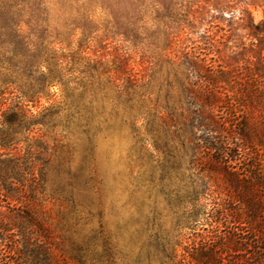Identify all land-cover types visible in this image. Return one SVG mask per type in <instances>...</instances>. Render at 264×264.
<instances>
[{
  "label": "rangeland",
  "instance_id": "374dc122",
  "mask_svg": "<svg viewBox=\"0 0 264 264\" xmlns=\"http://www.w3.org/2000/svg\"><path fill=\"white\" fill-rule=\"evenodd\" d=\"M217 1H196L195 28L180 33L166 56L177 60L184 49L193 47L191 51L201 52L213 66L223 59L237 67L232 74L237 83L229 89L235 92L238 84L246 82L244 66L254 61L252 56L260 46L243 28L247 21L243 10L257 25L264 19V6L220 0L228 7L218 12L212 6ZM92 13L93 32L88 39H81L77 31L70 47L71 51H82L80 55L91 63L100 61L110 71L100 76V89L89 94L93 97L85 99L92 105L88 117L93 121L91 132L80 133L76 124L60 122L63 118L53 127L37 125L33 129L30 136L40 138L41 148H36L39 161L34 164V177L40 185L35 196H26L20 202L0 199V211L19 223L5 226L3 245L7 251L9 244L13 251L17 247L15 253H21L27 264L34 252L37 260L43 258L44 249L32 247L34 242L48 250L46 264H170L174 255L176 263L185 247H202L223 231L221 226L210 228L201 217L187 223L183 213L193 199L208 212L212 201L223 208L236 198L226 190L225 181L210 170V163L203 162L206 158L194 165L190 152H183L180 146L179 135L184 133L181 130L188 109L181 89L187 80L183 71L152 59L156 53L143 45L133 47L123 37L108 32L111 26L106 23L112 21L103 11ZM140 25L146 27V34L155 30L151 21ZM124 73L142 79V85L150 79L155 83L143 97L138 95L145 86L127 99L108 79L111 74L123 78ZM49 92L55 94L51 99L27 103L29 113L57 105L58 87ZM231 104L233 101L227 100L218 110L232 109ZM156 113L171 119L161 123L156 120L154 128L160 127L159 133L150 131ZM228 117V125L236 130L246 119L233 109ZM191 133L198 136L208 132L202 126ZM191 133L186 130L185 136ZM163 142L168 145L165 154L161 148H154ZM7 206L22 207L24 212H10ZM7 256L9 263L22 264L13 252Z\"/></svg>",
  "mask_w": 264,
  "mask_h": 264
},
{
  "label": "trees",
  "instance_id": "16d2710c",
  "mask_svg": "<svg viewBox=\"0 0 264 264\" xmlns=\"http://www.w3.org/2000/svg\"><path fill=\"white\" fill-rule=\"evenodd\" d=\"M196 1L0 0V199L20 202L21 198L35 196L40 181L34 177V164L39 161L36 148L41 147L40 138L30 133L37 125L53 127L63 118L60 122L76 124L80 133L91 132L93 121L88 117L92 105L85 99L93 97L89 94L100 89V76L110 71L100 61L91 63L80 55L82 51H71L70 47L77 31L81 39H88L93 32L92 12L98 9L112 21L106 23L111 26L108 32L123 37L133 47L143 45L154 51L152 59L181 69L186 75L181 89L188 109L184 117L186 125L181 130L184 133L179 135L180 146L183 152H190L194 165L206 158L203 162L210 163V170L225 181L226 190L236 198L223 208L212 201L208 212L193 199L183 213L187 223L201 217L210 228L221 226L223 231L215 233V241L202 247H185L179 260L174 263V255L170 264H264V19L254 25L243 10L247 18L243 28L260 46L252 56L254 61L244 66L246 82L238 84V91L231 92L229 89L237 83L232 76L237 67L223 59L213 66L201 57V52L191 51L193 47L184 49L177 60L175 56L174 59L166 56L180 33L195 28ZM235 1L264 6V0ZM220 2L212 5L218 12L228 7ZM147 11L153 15L147 17ZM148 21L154 23L155 30L146 34L148 30L140 24ZM203 38L212 46L208 37ZM210 61L213 62L212 58ZM126 74L123 78L111 74L108 79L127 99L145 86L138 95L143 97L155 83L150 79L142 85V79ZM167 85L172 86L168 79ZM55 86L60 99L57 105L43 108L37 114L29 113L27 103L51 99L55 94L49 91ZM227 100L233 101L231 108L235 112L246 116L237 130L228 125V112L232 109L218 110ZM156 120L161 123L171 119L156 113L150 131L159 133L160 127L154 128ZM202 126L208 132L206 135L191 133ZM186 130L191 133L188 137ZM154 148H161L165 154L168 145L163 142L158 147L156 143ZM7 208L21 215L24 212L22 207ZM13 217L0 211V264H13L7 260L10 252L20 257V263L27 264L21 253H15L17 247L13 251L9 244L7 251L3 245L5 226H19ZM31 246L43 248L44 252L42 260H37L34 252L30 264H46L50 254L44 244L37 246L34 242Z\"/></svg>",
  "mask_w": 264,
  "mask_h": 264
}]
</instances>
